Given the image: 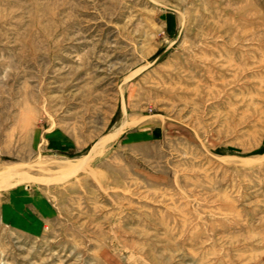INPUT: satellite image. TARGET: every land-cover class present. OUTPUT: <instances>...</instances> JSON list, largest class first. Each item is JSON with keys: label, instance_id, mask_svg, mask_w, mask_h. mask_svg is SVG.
<instances>
[{"label": "rangeland", "instance_id": "374dc122", "mask_svg": "<svg viewBox=\"0 0 264 264\" xmlns=\"http://www.w3.org/2000/svg\"><path fill=\"white\" fill-rule=\"evenodd\" d=\"M0 264H264V0H0Z\"/></svg>", "mask_w": 264, "mask_h": 264}]
</instances>
